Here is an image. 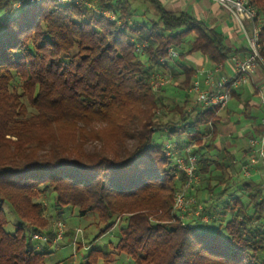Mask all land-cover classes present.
Returning a JSON list of instances; mask_svg holds the SVG:
<instances>
[{"label": "trees", "instance_id": "16d2710c", "mask_svg": "<svg viewBox=\"0 0 264 264\" xmlns=\"http://www.w3.org/2000/svg\"><path fill=\"white\" fill-rule=\"evenodd\" d=\"M250 2L264 62V0ZM86 3L0 1V264H43L39 248L65 210L93 217L96 239L124 222L113 251L90 248L85 264L112 254L133 264H264V191L215 146V110H188L195 69L183 60L197 52L224 65L234 54L224 37L158 0ZM169 48L177 56L161 64ZM155 72L173 83L152 91ZM174 136L196 156L198 181L187 188L165 156ZM180 191L201 207L196 217L174 212ZM5 205L18 218L12 232Z\"/></svg>", "mask_w": 264, "mask_h": 264}, {"label": "built area", "instance_id": "2783aa9c", "mask_svg": "<svg viewBox=\"0 0 264 264\" xmlns=\"http://www.w3.org/2000/svg\"><path fill=\"white\" fill-rule=\"evenodd\" d=\"M2 1V0H0ZM42 0H28L30 5L38 3ZM61 3H86V0H57ZM218 3L222 8L228 11L236 22V25L245 40L246 49L242 53H234L228 60L233 72L232 77H226L223 74L222 64H215L209 69L203 70L204 75L203 84L205 89L201 87L200 82L195 79L191 86L186 90V93L193 95L194 106L200 110L211 108L215 110V114L224 109L229 100L231 99L230 90L235 89L241 83L245 82L247 76L252 73L257 66L264 69V62L261 59L260 51L261 44L259 42V33L261 29V19L255 8L251 5L250 0H212ZM104 15L113 18L112 15L103 13ZM177 56V52L173 48L167 50V56L160 60L161 64H164L168 60H171ZM172 78L168 74H161L155 72L151 79L150 85L152 91L159 92V90L167 84H170ZM193 106V107H194ZM192 108V107H191ZM190 108V109H191ZM260 108L262 111V117L259 123V133L256 137L247 141L248 157L246 162L240 167V173L243 177L250 175L251 168L256 163H261L264 166V100L260 101ZM210 128V126H208ZM165 156L170 157L173 166L183 171L188 179L185 186L195 184L198 181L196 175V156L192 153V146H184L182 148L175 145V143H165ZM195 201L192 197L186 198L185 192L180 191L174 197V212H178L180 217H184L185 209L188 206L194 205ZM201 207L197 205L196 215H198ZM204 220V219H203ZM53 242H57L63 238L64 223L56 221L52 224ZM81 237V230L76 229L72 236L70 243L75 252L76 243ZM33 240L46 242L48 235L45 233H34L32 235Z\"/></svg>", "mask_w": 264, "mask_h": 264}, {"label": "crops", "instance_id": "0c3cea01", "mask_svg": "<svg viewBox=\"0 0 264 264\" xmlns=\"http://www.w3.org/2000/svg\"><path fill=\"white\" fill-rule=\"evenodd\" d=\"M162 7L168 11L184 12L197 20L203 22L208 28L220 33L224 37V44L234 53H242L246 49L243 39L235 20L231 14L222 8L218 3L212 0H158ZM186 67L195 69L194 80L197 79L203 89L204 75L203 70L214 66L206 61L199 53L195 52L186 56L183 60ZM223 67V74L226 77H232L231 65L227 62ZM236 97H231L227 106L218 112L220 122L215 126L216 140L215 146L218 150H226L232 156V165L239 169L248 157L247 141L257 136L258 129L256 125L260 123L262 111L260 108L261 99L264 100V69L257 66L255 70L247 76L245 82L241 83L235 89ZM239 116L240 120H235ZM236 121V122H235ZM240 121V122H238ZM255 187L264 191V166L256 163L250 170L248 177H243ZM50 215V214H49ZM65 219V218H64ZM56 219H52V223ZM73 220V219H71ZM65 227V236L71 238L75 230L79 229L73 223H67L63 220ZM72 225V227H70ZM69 238V243H70ZM80 238L79 247L86 243ZM54 243V242H52ZM113 251L110 250L109 252ZM102 264V263H101ZM108 264H131L123 256L112 254Z\"/></svg>", "mask_w": 264, "mask_h": 264}, {"label": "rangeland", "instance_id": "374dc122", "mask_svg": "<svg viewBox=\"0 0 264 264\" xmlns=\"http://www.w3.org/2000/svg\"><path fill=\"white\" fill-rule=\"evenodd\" d=\"M172 83L173 81H171L170 84H167L165 86L171 85ZM171 92L165 93L169 99V102H171L172 100L173 101L178 100L179 96L177 92H174L175 93L174 95L170 94ZM193 106H194V100L191 99V105L188 107V110H190V108ZM155 116L161 117V114L159 112H156ZM237 119L240 120L241 118L239 116H236L235 120ZM164 138H166L165 135ZM181 140H182L181 137L174 136L171 139H167L166 142L176 143ZM51 204L52 202L49 204V206ZM4 210H5V215L9 220V224L5 229L9 232H12L14 229V225L18 223V218L11 211L8 205L4 206ZM184 212H185L184 217H187V219L197 216L195 213L196 211L192 206H188ZM64 218L68 224H70L71 222L73 223V225H75L81 230L82 240L85 241L86 244L74 252L72 245L69 243L70 237L67 235L64 236L61 240H58L57 242L50 243L44 246L42 244L39 250L46 252L43 264H85L83 258L87 254L90 248L101 249L104 250L105 252H109L110 250H112L117 243L118 231L122 226H124V222L116 223V225L111 230H109V232L105 233L104 235L96 239V236L99 233L100 228H98L94 224L93 217L91 216H89L88 218L77 217L75 210L74 212H71L70 210H65ZM70 227H72V225H70ZM26 233L30 234L29 231H26ZM78 238L80 237L78 236ZM129 262L133 264L132 261L129 260Z\"/></svg>", "mask_w": 264, "mask_h": 264}]
</instances>
